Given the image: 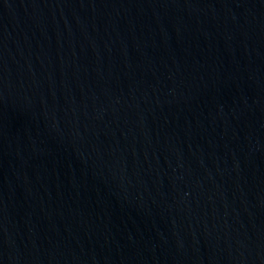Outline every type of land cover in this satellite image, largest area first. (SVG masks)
<instances>
[{"label":"water","instance_id":"obj_1","mask_svg":"<svg viewBox=\"0 0 264 264\" xmlns=\"http://www.w3.org/2000/svg\"><path fill=\"white\" fill-rule=\"evenodd\" d=\"M0 264H264V0H0Z\"/></svg>","mask_w":264,"mask_h":264}]
</instances>
